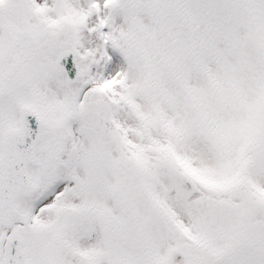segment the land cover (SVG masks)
<instances>
[{
	"label": "snow or ice",
	"instance_id": "6c2138e0",
	"mask_svg": "<svg viewBox=\"0 0 264 264\" xmlns=\"http://www.w3.org/2000/svg\"><path fill=\"white\" fill-rule=\"evenodd\" d=\"M0 264H264V0H0Z\"/></svg>",
	"mask_w": 264,
	"mask_h": 264
}]
</instances>
